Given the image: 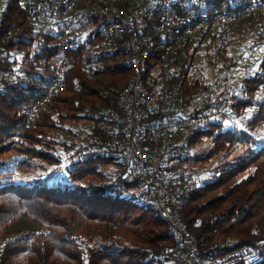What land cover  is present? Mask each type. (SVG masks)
<instances>
[{"label":"trees","instance_id":"obj_1","mask_svg":"<svg viewBox=\"0 0 264 264\" xmlns=\"http://www.w3.org/2000/svg\"><path fill=\"white\" fill-rule=\"evenodd\" d=\"M27 1L0 4V156L17 153L22 170H29L32 160L59 164V158L40 146L53 150L57 134L69 133L73 141L64 149L70 164L62 169L66 177L60 181L0 183V264H179L177 246L154 214L144 181L108 149L116 136L114 127L93 117L115 107L130 77L123 65L125 43L108 39L102 18L77 15V45L64 53L41 16L28 15ZM220 1L236 11L264 3ZM239 25L253 31V52L264 46V14H257L241 19L232 33L219 39L195 37L188 59L155 50L144 80L148 89L179 87L181 103L191 116L208 113L195 128L179 131V159L169 168L171 187L183 189L177 210L203 243L200 264H264V143L226 162L215 177L200 184L176 170L186 148L202 137L213 138L214 153L239 140L234 131L213 132L219 124L209 118L224 103L211 102L210 87L200 77L188 80L192 57L201 44L211 57L222 60ZM79 27L87 30L86 35L76 31ZM63 55L64 89L37 106L47 94L55 59ZM260 66L264 68V60ZM262 84L263 77L246 81L249 99L233 98L231 108L239 113L249 106ZM259 106L263 111L264 102ZM81 120L92 124L81 137L64 126L66 121ZM110 165L117 170L108 174L105 166ZM244 172L246 177L237 181ZM137 187L140 191L135 193ZM212 244L217 246L214 251L209 250Z\"/></svg>","mask_w":264,"mask_h":264},{"label":"built area","instance_id":"obj_2","mask_svg":"<svg viewBox=\"0 0 264 264\" xmlns=\"http://www.w3.org/2000/svg\"><path fill=\"white\" fill-rule=\"evenodd\" d=\"M6 1L0 0V4ZM26 11L29 16H41L64 53L77 45V15L102 18L108 39L114 44L125 43L123 65L130 70V77L115 107L97 111L93 117L114 127L116 136L108 149L119 154L129 170L144 181L154 214L177 246L178 263L200 264L203 243L177 210L183 189L171 187L169 168L179 159V131L195 128L208 113L191 116L181 103L179 87L148 89L144 85L147 63L155 50L188 59V47L195 37L205 34L219 39L230 34L241 19L264 14V3L236 11L220 0H28ZM65 70L63 55L55 59L47 94L37 106L45 105L52 94L64 89ZM223 114L231 117L233 109L227 107ZM216 247L212 244L209 250Z\"/></svg>","mask_w":264,"mask_h":264},{"label":"rangeland","instance_id":"obj_3","mask_svg":"<svg viewBox=\"0 0 264 264\" xmlns=\"http://www.w3.org/2000/svg\"><path fill=\"white\" fill-rule=\"evenodd\" d=\"M247 27H250V25H247ZM83 30L85 31L84 35H86L87 30L85 28H76V31ZM255 42L256 38L253 31L245 30L239 25L233 32L232 41L228 44L224 59L211 57L210 53L203 48V43L192 57L188 80L193 81L200 77L210 87L207 95L210 97L211 102L224 103L219 108H215L213 112L217 113H212L213 115L209 118L210 121H216L219 124V126L213 128V132L217 134L221 131H234L239 135V140L231 144L226 143L221 151L215 153L212 152L214 147L213 138L202 137L196 142H192L186 148L182 159L176 166V170L184 173L188 181H194L197 184L208 181L216 176L217 170L226 162H231L248 148H256L264 143V110L262 111L259 106L260 103L264 102V68L260 66L264 60V46L258 47L257 51L253 52L251 46ZM154 73H156V70L153 71ZM258 77H263V84L250 98L251 104L242 108L239 113L235 108H232L233 115L231 117L222 114L223 109L231 107L235 103L233 98L236 100L249 99L244 90L245 82ZM261 111L263 113L258 114ZM64 126L70 130V133L74 132L81 137L90 131L92 124L86 120L66 121ZM241 133H244L249 140ZM70 136L69 133L54 135L53 140L56 143L51 144L53 150L44 148V145L43 147L40 146L41 149H46L59 158V164H49L43 160H32L29 170H22L20 166L21 156L17 153L0 156V183L32 180H48L51 182L60 181V179L66 177L62 169L70 164V160L64 151L73 141ZM47 144L50 145L49 142ZM105 167H107V170ZM105 167L101 168L108 171V174L117 170L112 165ZM127 171L131 172L128 167ZM246 175L247 173L244 172L238 175L236 180L238 181ZM225 190V187L221 188L215 194L222 193ZM133 191L137 193L140 188H134Z\"/></svg>","mask_w":264,"mask_h":264}]
</instances>
